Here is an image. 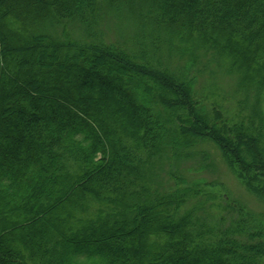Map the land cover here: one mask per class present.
Here are the masks:
<instances>
[{
  "label": "trees",
  "instance_id": "16d2710c",
  "mask_svg": "<svg viewBox=\"0 0 264 264\" xmlns=\"http://www.w3.org/2000/svg\"><path fill=\"white\" fill-rule=\"evenodd\" d=\"M115 13L139 49L96 31ZM157 41L209 50L246 96L264 91V0H0V264H264L262 218L206 226L211 197L186 207L204 182L179 174L211 144L264 201V113L225 125L154 60Z\"/></svg>",
  "mask_w": 264,
  "mask_h": 264
},
{
  "label": "rangeland",
  "instance_id": "374dc122",
  "mask_svg": "<svg viewBox=\"0 0 264 264\" xmlns=\"http://www.w3.org/2000/svg\"><path fill=\"white\" fill-rule=\"evenodd\" d=\"M119 16L118 13L110 17L105 16L96 31L102 33L101 38L105 43L125 41L127 47L139 49L136 43L140 37L138 38L135 34V25L132 21ZM69 33L73 39L80 38L76 28H72ZM156 44H159V47L156 49L154 60L159 59L162 66L189 80L192 83L194 95L199 98V101L201 100L207 112L211 114L214 108L227 121L224 123L228 126L236 123L247 124L252 120L258 122V118L264 113V91L259 96L254 91L246 96L238 88L237 76L226 68L218 55L205 49L187 50L178 43H175L176 48L175 46L171 48L169 53L166 45L159 41ZM142 47L149 49L147 46ZM152 49L150 48V51ZM101 87L106 88L104 85ZM190 154H192L191 157L180 162L179 174L188 182L199 179L205 184L199 185L198 197L186 205L190 208L198 199H206L205 196L211 197V200L205 202L202 210L196 211L197 216L202 218V223L209 227L224 228L230 219L235 218L240 212L259 216L264 222V201L249 195L242 187L246 181L251 182L254 187L257 186L249 175H244L243 180L235 175L233 177L219 152L211 144L195 146ZM201 166L203 167L200 170ZM194 169L199 171L195 172ZM168 170L166 164L156 177L161 186L167 187L171 184Z\"/></svg>",
  "mask_w": 264,
  "mask_h": 264
}]
</instances>
